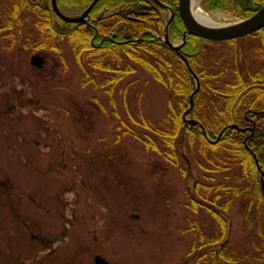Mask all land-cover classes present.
Returning a JSON list of instances; mask_svg holds the SVG:
<instances>
[{"label": "rangeland", "instance_id": "obj_1", "mask_svg": "<svg viewBox=\"0 0 264 264\" xmlns=\"http://www.w3.org/2000/svg\"><path fill=\"white\" fill-rule=\"evenodd\" d=\"M29 1L47 3L51 15L63 22L50 0ZM91 1L58 0L57 6L77 17ZM99 2L95 13L106 4ZM5 3L0 0V20ZM222 5L198 0L218 25L246 19L232 5ZM177 6L178 0L176 11ZM156 8L165 24L169 13ZM34 20L27 13L21 17L25 43L36 36ZM182 33L183 27L171 31L170 42L178 44ZM234 40L210 41L198 57L199 70L210 75L213 86L229 82L235 66L257 69L249 50L257 45L254 38ZM22 41L8 50V39L0 33V264H95V256L110 264H194L205 249L190 252L194 231L188 221L208 230L211 220L206 211L196 214L187 206L194 183L208 182L210 174L201 166H209L215 155L180 144L174 152L177 165H172L128 133L148 134L164 150L138 124L144 118L157 126L165 117L169 96L164 86L138 65L110 92L83 85L82 73L97 83L107 73L87 64L82 69L64 40L57 54L33 52ZM199 45V39L190 38L186 48ZM36 53L45 59L41 69L30 65ZM258 212L264 219V209ZM244 215L242 201L223 213L225 239L242 245L249 240L245 236L251 232L242 233Z\"/></svg>", "mask_w": 264, "mask_h": 264}, {"label": "trees", "instance_id": "obj_2", "mask_svg": "<svg viewBox=\"0 0 264 264\" xmlns=\"http://www.w3.org/2000/svg\"><path fill=\"white\" fill-rule=\"evenodd\" d=\"M160 1L174 12L169 33L179 31L183 25L176 11V0ZM4 2L8 9L2 12L0 33L8 39V50L15 49L22 41L21 17L27 13L34 17L37 33L33 41H22L25 47H30L33 52L52 51L57 54L60 41L64 40L82 69L87 64L93 70L107 73L100 83L82 73L83 85L91 83L94 88L110 92L122 78L136 71L135 65L161 83L169 96L165 117L157 126L144 118H140L138 124L156 136L164 150H160L148 134L128 133L138 139L145 149L162 155L172 165H177L174 152L180 144L189 150L196 148L203 156L209 152L215 155L207 160L209 166H201L210 174L208 182L194 183V196H191L187 206L196 214L206 211L211 220L208 230L188 221L194 231L190 252L205 249L194 264H243L247 259L264 262V219L258 214L264 209V200L258 180L260 175L253 159L254 154L264 171V28L242 38H254L257 43L249 48L257 69L252 71L245 67L244 71H240L235 66L229 82L213 86L208 79L210 75L199 70L201 62L198 57L204 46L214 42L199 39V48L186 46L187 66L176 52L160 40L164 21L156 6L148 0H101L99 3L106 2L104 7H108L111 16L95 23L93 28L59 22L51 15L47 3L41 6L32 5L29 0ZM108 2L114 5L109 7ZM219 3L223 4V8L232 5L244 18H248L264 4V0H219ZM236 41L226 43L234 44ZM165 51H169L170 56H163ZM196 79L200 86L186 118L198 125L190 126L183 121L182 115L189 108V97L196 88ZM249 111L253 112L252 115ZM253 123L254 136L246 142L248 133L232 128V125L244 128ZM220 132V139L212 144ZM237 201H242L245 210L242 233L251 232L245 236L249 240L243 245L225 239L227 220L223 213ZM253 221L255 226L252 228Z\"/></svg>", "mask_w": 264, "mask_h": 264}, {"label": "water", "instance_id": "obj_3", "mask_svg": "<svg viewBox=\"0 0 264 264\" xmlns=\"http://www.w3.org/2000/svg\"><path fill=\"white\" fill-rule=\"evenodd\" d=\"M99 1L100 0H93L89 4V6L85 9V11L77 17H68L64 15L57 6V0H50V3L53 13L61 21L69 24L70 23L82 24L85 23L84 21L88 17V14ZM150 1L159 8L164 9L169 13V18L165 23L162 38L160 40L164 44H166L172 51L177 53H179V51L185 45L187 38L189 36H193L199 38L200 40H207V41H218V42L231 41L234 39L246 37L264 28V4L253 15H251L246 19L240 20L232 24L218 25L216 27H212L199 23L192 16V0H178L177 12L180 21L183 25V33L180 42L178 44H172L169 40L168 30L171 23L174 20V12L169 7H167L162 2H160V0H150ZM44 63H45L44 57H42L39 54H34L30 58V65L36 67L37 69H41L44 66ZM189 71L191 74H193V72L190 69ZM199 86H200L199 81L196 79V88L189 97V108L182 115L183 121L190 126L198 125L196 121L192 119L190 120L186 119V116L191 112L193 108V96L197 93ZM232 128L239 132L249 131L250 135L246 137L245 139L246 141L249 137L253 135L254 125L251 128H244V129H241L238 126L233 125ZM222 132H220L217 140L211 142L212 144H215L220 139ZM253 159L255 161L256 168L260 175V188L264 198V182H263L264 171L259 166L257 158L254 154H253ZM93 259L95 264H110L100 256H95Z\"/></svg>", "mask_w": 264, "mask_h": 264}, {"label": "flooded vegetation", "instance_id": "obj_4", "mask_svg": "<svg viewBox=\"0 0 264 264\" xmlns=\"http://www.w3.org/2000/svg\"><path fill=\"white\" fill-rule=\"evenodd\" d=\"M58 1V0H57ZM93 1V0H92ZM91 1V2H92ZM149 2H151L150 0H148ZM90 2V3H91ZM152 3V2H151ZM98 4V3H97ZM96 4V5H97ZM154 4V3H153ZM95 5V6H96ZM165 5V4H164ZM89 6V5H88ZM95 6L93 7V9L90 11V13L88 14V17L85 19V23H82V24H84V25H86L87 27H91V28H93V25L95 24V23H97V22H101V21H105L107 18H109L110 16H111V13H109L108 11H107V9L105 8V7H103L102 8V10H101V13L99 12V11H97L96 13H95V11H96V9H94L95 8ZM108 38V37H107ZM195 38V37H194ZM189 42V39L187 40V42H186V44L184 45V47L179 51V53H178V55L183 59V60H185L186 61V56H188L187 55V51L185 50V47L187 46V43ZM252 113L253 112H250L249 111V114L250 115H252ZM248 121H250L251 122V120L249 119V118H246ZM244 128H246V127H244Z\"/></svg>", "mask_w": 264, "mask_h": 264}, {"label": "bare ground", "instance_id": "obj_5", "mask_svg": "<svg viewBox=\"0 0 264 264\" xmlns=\"http://www.w3.org/2000/svg\"><path fill=\"white\" fill-rule=\"evenodd\" d=\"M192 16L196 19V21L203 25L212 27L218 26V24L213 22L212 18L206 12L202 11L198 7V0H192Z\"/></svg>", "mask_w": 264, "mask_h": 264}]
</instances>
